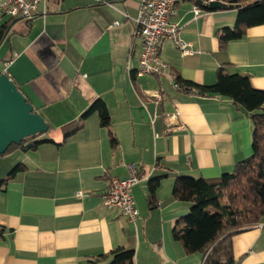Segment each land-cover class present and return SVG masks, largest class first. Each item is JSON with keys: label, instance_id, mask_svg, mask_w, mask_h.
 <instances>
[{"label": "crops", "instance_id": "crops-1", "mask_svg": "<svg viewBox=\"0 0 264 264\" xmlns=\"http://www.w3.org/2000/svg\"><path fill=\"white\" fill-rule=\"evenodd\" d=\"M140 3L46 0V14L40 1L30 21L0 17V71L48 125L37 137L47 142L0 157V163L8 153L13 157L0 166V264H108L119 247L133 251V264H202L201 255L186 253L172 237L190 209L172 197L173 181L231 172L252 152V126L230 99L173 84L179 78L211 86L223 68L264 91V26L246 29L222 48L218 33L234 28L237 8L203 6L195 16V1L182 0L173 21L197 54L181 56L164 40L159 56L168 72L137 77ZM98 99L109 127L95 112L65 138ZM15 163L23 169L3 183ZM129 166L138 178L131 189L135 224L103 205L110 181L126 179ZM153 179L158 186L150 204ZM232 253L234 264H264V218L232 236Z\"/></svg>", "mask_w": 264, "mask_h": 264}, {"label": "trees", "instance_id": "trees-1", "mask_svg": "<svg viewBox=\"0 0 264 264\" xmlns=\"http://www.w3.org/2000/svg\"><path fill=\"white\" fill-rule=\"evenodd\" d=\"M221 1L226 6L223 9L237 8L234 28L223 29L218 33L222 48L230 41L240 40L246 29L264 26V0ZM208 3L201 0L200 4H196L209 8ZM2 36L0 31V40ZM175 82L181 91L196 90L206 96L230 99L248 113L251 121L252 152L249 157L237 162L231 172L216 178L176 177L171 190L174 199L190 204L189 212L177 220L172 230L173 239L181 244L186 253L201 255L202 264H234L232 236L258 225L264 218V91L254 89L246 75L228 74L223 68L217 70L216 81L211 86H198L179 78ZM95 112L100 125L108 128V110L98 99L81 115L76 126L64 131V137L80 129L81 122ZM37 137L39 136L28 138L24 143L32 142L34 148L47 142L37 140ZM115 142L111 135V143ZM23 144L12 145L7 152L22 148ZM22 169L21 164L15 165L9 170L7 179L2 182L6 183ZM157 186L158 179H153L148 184L147 196L150 204ZM133 255L132 250L119 247L109 253L108 264H133Z\"/></svg>", "mask_w": 264, "mask_h": 264}, {"label": "built area", "instance_id": "built-area-1", "mask_svg": "<svg viewBox=\"0 0 264 264\" xmlns=\"http://www.w3.org/2000/svg\"><path fill=\"white\" fill-rule=\"evenodd\" d=\"M40 1H43V14L48 8L46 0H0V17L20 18L30 21L37 14ZM182 0H141L137 16L134 20L135 36L139 40V53L135 75L164 76L169 65L160 58L159 50L162 41L167 40L181 56H194L197 54L190 42L180 36V28L173 21L176 15V6ZM195 1L196 0H192ZM192 10L195 16L202 12V8L196 3ZM177 87V84H173ZM153 96L160 99L159 93ZM175 117V115H174ZM129 174L126 179L113 178L104 194L103 205L107 209L118 210L129 223L135 224L138 212L134 206L131 194L132 187L138 182L133 166H129ZM77 195H80L78 193Z\"/></svg>", "mask_w": 264, "mask_h": 264}, {"label": "water", "instance_id": "water-1", "mask_svg": "<svg viewBox=\"0 0 264 264\" xmlns=\"http://www.w3.org/2000/svg\"><path fill=\"white\" fill-rule=\"evenodd\" d=\"M200 4L201 0H196ZM211 9L225 8L219 1L208 3ZM48 131V125L37 113L25 96L9 79L7 74H0V156L7 153L12 145H21L24 140L40 136ZM33 143H26L22 152L32 149Z\"/></svg>", "mask_w": 264, "mask_h": 264}, {"label": "rangeland", "instance_id": "rangeland-1", "mask_svg": "<svg viewBox=\"0 0 264 264\" xmlns=\"http://www.w3.org/2000/svg\"><path fill=\"white\" fill-rule=\"evenodd\" d=\"M9 156H10V153H8V154L6 155V157H4V158H6V159H4V160H6V161H5V162H4V161H1V162H3V163H0V166L4 165V164H6V163H10V160H12L13 157L11 158V157H9ZM1 158H3V157H1ZM15 165H16V163L13 164L11 167L13 168ZM2 168H3V167H2ZM2 168H1V170H2Z\"/></svg>", "mask_w": 264, "mask_h": 264}, {"label": "flooded vegetation", "instance_id": "flooded-vegetation-1", "mask_svg": "<svg viewBox=\"0 0 264 264\" xmlns=\"http://www.w3.org/2000/svg\"><path fill=\"white\" fill-rule=\"evenodd\" d=\"M24 144H26V143H24ZM24 144H23V145H24Z\"/></svg>", "mask_w": 264, "mask_h": 264}]
</instances>
